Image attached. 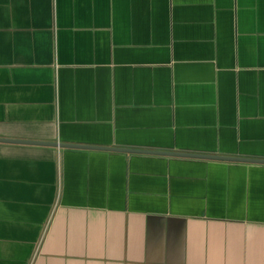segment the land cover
<instances>
[{
    "label": "crops",
    "instance_id": "0c3cea01",
    "mask_svg": "<svg viewBox=\"0 0 264 264\" xmlns=\"http://www.w3.org/2000/svg\"><path fill=\"white\" fill-rule=\"evenodd\" d=\"M244 159L264 0H0V264H264Z\"/></svg>",
    "mask_w": 264,
    "mask_h": 264
},
{
    "label": "water",
    "instance_id": "95a60500",
    "mask_svg": "<svg viewBox=\"0 0 264 264\" xmlns=\"http://www.w3.org/2000/svg\"><path fill=\"white\" fill-rule=\"evenodd\" d=\"M47 144L58 145V146H68V147H80L81 146V145L66 144V143H47ZM92 148H98V147H92ZM137 151L168 154V152H163V151H149V150H137ZM169 154H171V153H169ZM209 158H211V157H209ZM221 158H231V157H221ZM244 160L252 161V162H264L263 160H260V159H244Z\"/></svg>",
    "mask_w": 264,
    "mask_h": 264
}]
</instances>
